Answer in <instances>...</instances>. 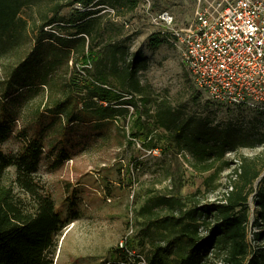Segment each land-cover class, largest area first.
Segmentation results:
<instances>
[{"label": "trees", "instance_id": "16d2710c", "mask_svg": "<svg viewBox=\"0 0 264 264\" xmlns=\"http://www.w3.org/2000/svg\"><path fill=\"white\" fill-rule=\"evenodd\" d=\"M40 1L46 4H37ZM139 3L0 0L1 64L14 56L0 77V144L21 122H27L20 131L24 145L19 156L0 149V264L55 263L59 238L68 223L57 211L38 168L46 149L56 156L54 168L70 159L67 137L81 122L131 117L135 123L131 137L143 149L183 154L195 173L213 172L211 181L220 180L232 166L227 154L249 146L251 139L231 124H215L208 116L191 115L153 100L151 87L140 79L147 57L141 52L131 54L128 39H122L130 32L129 20ZM157 34L172 41L170 32L158 29ZM152 42L153 49L161 44ZM69 73L85 80V96L75 98L73 92L80 88L75 83L74 91L63 84ZM13 167L14 182L24 197L4 182ZM259 179L264 182V165L244 159L234 171L223 203L188 212L190 219L183 220L181 230L168 241L154 244L143 261L134 255L136 243L128 238L127 249L119 250V264H209L211 255L219 259L215 264H264V183L258 191L254 189ZM252 196L259 231L254 235V249L247 240ZM161 201L173 214L175 205L184 212L179 202ZM203 216L214 218L206 237L197 222Z\"/></svg>", "mask_w": 264, "mask_h": 264}, {"label": "rangeland", "instance_id": "374dc122", "mask_svg": "<svg viewBox=\"0 0 264 264\" xmlns=\"http://www.w3.org/2000/svg\"><path fill=\"white\" fill-rule=\"evenodd\" d=\"M41 2L37 4H46ZM139 2L140 5L141 0ZM150 2L155 14L167 11L175 18V28L187 27L194 21L195 0ZM129 22L130 32L122 39H128L131 54L141 52L147 57L140 79L143 85L151 87L153 100L191 115L208 116L215 124H231L251 140L249 146L226 155L232 166L223 172L220 180L211 181L209 177L213 172L195 173L183 154L164 155L143 149L139 141L131 137L135 129L131 117L102 120L98 124L81 122L67 137L70 159L54 168L56 156L46 149L38 168V175L55 200L57 211L68 223L59 238L54 264H119L120 245L128 238L136 243L134 255L143 261L154 244L168 241L181 230L183 220L190 219L188 212L202 207L213 209L223 203L231 190L234 171L244 159L264 165V112L213 102L186 69L182 47L173 43L170 36H157L158 29L152 26L140 6ZM153 40L161 42L157 49L150 47ZM10 59L6 58L3 64L0 62V77L3 66L11 63ZM78 64L80 66L82 61ZM73 83L80 87L73 92L75 98L85 96L82 87L85 80L69 73L63 84L72 89ZM128 108L133 114L134 110ZM26 126L27 122H21L0 144L6 155L19 156L24 145L20 131ZM15 176L13 167L5 174L4 182L24 197L14 182ZM263 183L259 179L255 191ZM165 198L181 203L184 212H180L181 206L175 205L173 214L172 208L161 201ZM249 202L247 240L254 249L257 246L254 235L259 233L254 196ZM208 217L197 219L204 237L210 234L214 224V218ZM218 261L216 256L209 258V264Z\"/></svg>", "mask_w": 264, "mask_h": 264}, {"label": "built area", "instance_id": "2783aa9c", "mask_svg": "<svg viewBox=\"0 0 264 264\" xmlns=\"http://www.w3.org/2000/svg\"><path fill=\"white\" fill-rule=\"evenodd\" d=\"M195 2L194 21L184 28L167 11L155 14L150 0L140 9L182 47L186 69L213 102L264 112V0Z\"/></svg>", "mask_w": 264, "mask_h": 264}]
</instances>
